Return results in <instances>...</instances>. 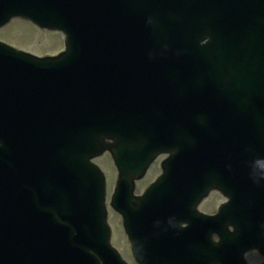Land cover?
I'll use <instances>...</instances> for the list:
<instances>
[{"label":"water","instance_id":"95a60500","mask_svg":"<svg viewBox=\"0 0 264 264\" xmlns=\"http://www.w3.org/2000/svg\"><path fill=\"white\" fill-rule=\"evenodd\" d=\"M14 17L64 33L67 51L38 59L0 42V264H73L88 249L120 262L89 162L106 150L120 172L111 206L129 230L154 224L175 244L193 241L201 230L180 229L172 207L195 215L220 151L228 187L238 177L241 200L261 199L264 0H0V28ZM159 151L173 158L136 197ZM44 215L63 224L36 233L27 218ZM250 248L264 255V237Z\"/></svg>","mask_w":264,"mask_h":264},{"label":"flooded vegetation","instance_id":"af4514ba","mask_svg":"<svg viewBox=\"0 0 264 264\" xmlns=\"http://www.w3.org/2000/svg\"><path fill=\"white\" fill-rule=\"evenodd\" d=\"M233 186L235 188V184ZM230 203L231 200L227 198L222 191L219 189H211L208 195L204 199H201L195 207L199 216L209 219L217 218L216 227H209V234L211 235L213 247L203 249H193L182 246L173 247L170 245L172 244V240H159L153 236V239L142 241L136 239V241H133L131 238L132 233L127 229L125 220L122 216H119L121 219L119 225L121 238L117 244L113 242L115 234L114 236L112 234L111 243L118 251L122 264H263L264 260L261 258L263 256L256 251H247L244 254L245 262H239L241 245V238H239V236L234 240L235 242L233 241L232 247L226 249L223 247V236L228 235L233 237L237 235V233H249L252 229L249 219L247 222L240 224L239 202L233 200V205L231 209H229ZM180 227L186 228L188 225L183 224ZM111 228L113 233L114 229L112 226ZM134 233H136V235L140 234L137 231ZM141 233L143 232L141 231ZM154 233L163 235L156 231H154ZM135 243L139 246L135 247ZM136 251H139V256L136 255ZM225 252L227 253L226 255ZM147 253L155 254L145 255ZM230 258L232 262H230ZM150 259H152L153 262ZM214 259H216V261H210ZM149 260L151 263L144 262H149Z\"/></svg>","mask_w":264,"mask_h":264},{"label":"rangeland","instance_id":"374dc122","mask_svg":"<svg viewBox=\"0 0 264 264\" xmlns=\"http://www.w3.org/2000/svg\"><path fill=\"white\" fill-rule=\"evenodd\" d=\"M0 40L20 49L28 54L37 57L48 55H59L65 52L64 36L56 32L45 31L29 21L15 19L9 25L0 30ZM159 161L152 164L148 174L136 183L135 193L140 194L150 184L154 182L156 177L160 176L161 164L164 158L162 156ZM162 160V161H161ZM93 162L100 167L106 178V208L108 212V220L113 227V242L118 244L121 238L119 231L120 217L111 207V199L115 192L118 181V170L114 164L112 156L109 153H103L93 159ZM116 240V241H115Z\"/></svg>","mask_w":264,"mask_h":264},{"label":"bare ground","instance_id":"6f19581e","mask_svg":"<svg viewBox=\"0 0 264 264\" xmlns=\"http://www.w3.org/2000/svg\"><path fill=\"white\" fill-rule=\"evenodd\" d=\"M111 140H113V139H111ZM161 155H169V156H171L172 158H173V154L172 153H170V152H167V153H165L164 152V154H162L160 151L158 152V154L154 157V160H153V163H155V162H157V161H159L161 158H163ZM143 211H147V209H143ZM178 215H181L180 213H178V211L176 212ZM53 217V219L55 220V222L57 223V225L59 224V225H61V224H63V223H61L62 221H63V218H62V216H59V215H54V216H52ZM106 218H108V212H107V217ZM65 220V219H64ZM71 221L74 223V219H71ZM188 221V220H187ZM184 224H187L185 221L183 222ZM75 225V224H74ZM155 230V229H154ZM80 231H77V233H79ZM111 233V232H110ZM173 233H175V232H173ZM240 235H242L241 233H237V235H234L232 238H233V241L234 240H236V238L238 237V236H240ZM112 236V235H111ZM224 240H226L225 238H223ZM263 260H264V258L263 257H261Z\"/></svg>","mask_w":264,"mask_h":264}]
</instances>
